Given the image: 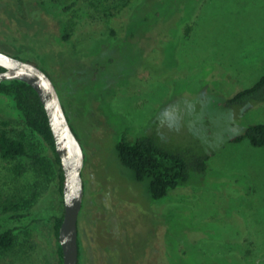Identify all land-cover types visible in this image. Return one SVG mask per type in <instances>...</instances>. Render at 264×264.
<instances>
[{
	"label": "rangeland",
	"instance_id": "1",
	"mask_svg": "<svg viewBox=\"0 0 264 264\" xmlns=\"http://www.w3.org/2000/svg\"><path fill=\"white\" fill-rule=\"evenodd\" d=\"M0 51L48 74L84 151L83 264H264V147L230 141L264 124V102L224 106L264 75V0H0ZM4 120L18 122L0 95ZM145 135L211 153L206 172L153 200L115 149ZM35 139L49 180L0 157V206L37 194L18 216L0 209L17 237L0 264H57L59 166Z\"/></svg>",
	"mask_w": 264,
	"mask_h": 264
},
{
	"label": "trees",
	"instance_id": "2",
	"mask_svg": "<svg viewBox=\"0 0 264 264\" xmlns=\"http://www.w3.org/2000/svg\"><path fill=\"white\" fill-rule=\"evenodd\" d=\"M75 3L64 7L63 12L72 10ZM65 39L70 34H65ZM4 69L0 67V71ZM0 95L9 100L16 112L18 122L0 121V157L6 161H20L15 164L14 172L21 175L27 163L37 173L49 180L53 175V162L39 149L35 137L47 144L59 166V193L62 196L63 173L58 155L55 151L53 136L48 124L44 107L35 90L20 80L0 81ZM264 102V75L251 87L241 90L224 102L226 108L246 107ZM74 131L72 125L70 124ZM232 143L248 141L255 148L264 147V124L248 125L240 134L230 140ZM120 163L129 169L136 180L148 182V192L153 200L169 196L175 189L184 186L193 173H204L207 170L211 153L178 151L161 145L155 136L145 135L128 140L122 136L115 144ZM37 194L28 199L14 201L7 199L1 204V211L10 216H18L21 210L30 208ZM63 202V200H62ZM63 214L53 218V235L56 241L57 264H62V250L58 242L59 227ZM78 232L79 261L83 264L82 244ZM17 237L13 229L0 231V251H11L16 247ZM214 260V261H213ZM204 261V262H203ZM201 264H231L226 258L204 259ZM260 262H264V254Z\"/></svg>",
	"mask_w": 264,
	"mask_h": 264
},
{
	"label": "water",
	"instance_id": "3",
	"mask_svg": "<svg viewBox=\"0 0 264 264\" xmlns=\"http://www.w3.org/2000/svg\"><path fill=\"white\" fill-rule=\"evenodd\" d=\"M0 81L20 80L37 93L53 136L63 173V217L58 232L62 264H78V217L82 208L84 151L72 130L58 91L48 74L37 65L0 51Z\"/></svg>",
	"mask_w": 264,
	"mask_h": 264
}]
</instances>
